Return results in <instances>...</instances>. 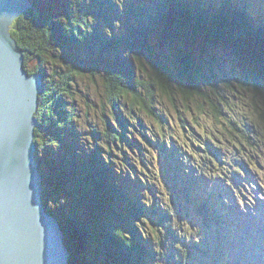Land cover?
I'll return each instance as SVG.
<instances>
[{"label": "trees", "instance_id": "16d2710c", "mask_svg": "<svg viewBox=\"0 0 264 264\" xmlns=\"http://www.w3.org/2000/svg\"><path fill=\"white\" fill-rule=\"evenodd\" d=\"M35 1L40 3L41 0H39V2L37 0ZM93 1L94 3L92 4L90 2L91 5L94 4L92 8L93 11L95 7L105 9L102 7L104 6L103 0ZM138 1L140 2L141 0ZM180 1H182V3H180ZM129 2V5H131L128 10H120V14L128 13L126 11H129L130 13L129 17H131V22L128 19L126 22L127 32L125 34L122 32L123 38H119L117 42L115 39L111 40V42L115 41V44L119 43L121 47L123 46L122 48L127 51L129 56H124V63L123 61L112 63L107 60L109 63L104 64L102 63L103 61H96L93 59L92 62L95 63L94 66L96 65V69H93L92 72H96L97 70L102 71L108 79V81H104L107 86L109 98L115 109L120 110L121 108H129L131 112L137 116V112H140V115H144L145 117L153 120V126L147 130L149 132V136H145V141L146 143H150L153 147H160L159 153L157 154L158 156L156 157L153 155L155 153H152L151 156L148 157V150L141 148V157H139L136 164L138 166V163L141 164L142 162V164L147 166L151 164V161L156 163L157 160V163L161 168L162 177L167 180L165 183L177 196L176 199L179 202L183 201L182 207L180 205L177 206V211L182 214L183 218L179 221L174 220L172 213L175 216L176 213L171 209L172 204L170 202L169 204L163 203V207L160 206V204L155 205V208H152L151 205H148L147 203L139 204V206L128 205L135 202V187L137 185L141 186V182H146V171H139L136 164L131 165L129 163L126 165L125 167L128 168V170L132 169L133 172L131 173L129 171L127 174L124 171L122 172L123 178H125L124 174L127 175L123 181L127 190L124 191L125 194L122 192L123 188L117 185L120 178L118 180L115 179V175L118 172L117 170L120 171L121 168L116 167L113 164L115 163L114 159L117 156L114 153L113 148L116 147L118 143L121 146L122 144H127L130 148V136H126L124 134L122 135V131L119 130L120 127L118 125L114 126V124L109 123L108 120L105 121V125H107V127L109 126L108 130L106 129V145L103 144L99 146L98 144L100 142H96L97 146L92 149L90 148L93 155H88L89 157H86L85 159L81 158L83 159V165L87 168L86 174L92 176L89 178L95 184V186L90 189H88L86 184H82V182H79L78 186L76 183L74 184V181H76L75 179L78 178V176L75 178L67 177L68 175L66 174V176L60 175L58 179L50 177L49 173H47L43 169V166H41V164H43V160L37 152L38 162H40V171L44 180V190L48 189V187L46 188L45 186L48 183L54 186L55 189L49 195L46 193L43 201L48 207L53 206L51 204L56 206L54 211H56L59 218L61 217L60 223L62 222L61 224L63 226L66 225V234H68V230L71 234V236L69 235L66 239L68 241L67 243H71V245L67 244L68 249L71 252L70 260H72L75 256L74 258H77L78 260H85L84 264H97L100 262L104 264V257L110 254L111 257H114V259L111 260L112 264H116L114 260L117 258L119 259L118 262L121 264H156L154 256L159 252L162 256L160 262L163 264H165L164 257L166 256L170 261H173L176 264H181L184 257V264H190L191 260L187 258L190 254H193V256L196 255L192 258L194 259L196 257V264H246L242 262L243 260L237 259L236 257L234 259H230V248L234 249V246L231 245L229 246L230 248H228V246L223 242L227 240L231 241L232 238H236L231 237V235L226 237L220 230V227L224 228L225 223L227 224L226 217L229 214V209H226L223 193L216 192L211 187L213 184H210L213 174L217 172L218 166L214 168V166H207V164H209L210 160L214 161L215 157L210 158L209 160H205L204 158L201 159L202 172H200V170L192 171L186 161L184 160V163H180L179 158L171 162L168 161L170 155H176L175 153H177V156L179 157V152L176 148H171L168 141L163 140L161 142L163 137L159 133V130H161L160 127H163V124L168 123L167 118L172 116L171 112H159V108H157V104H159V102H156V93L159 92V94L165 97L169 102L168 109L173 108L172 110L177 114H180V111H182L180 107L183 105L187 106L188 109L191 110L192 107H190L189 104L193 99L197 98L195 96H198L203 100H201V104L212 101L210 103L211 110L213 111L212 113L217 116L219 121H221L220 127L217 129L219 131L217 133L219 134H239L241 127H244L245 124V127L248 128L249 126L248 129H251V133L253 134H250L253 136L251 139L256 141L258 140V137H256L258 131L253 124L258 125L259 122H261V125L258 126L263 132L260 150L262 152H264V98H261L262 102H259V100L256 99L245 101L249 110L245 111L249 113L244 117L245 123L242 125L236 121L237 119L234 116H225L223 118V108L219 102H222V99L225 98H223V96L216 95V90L212 88V86H214V78L213 81H211L210 77L202 71V62L204 59L200 58L197 53V48H201V46H199L200 43L197 41L199 40V36L197 35L198 31L188 29V25L186 26L187 22L183 19L184 17L187 18V16H189L185 13L186 7L184 5H186L190 9V12H192L193 9L191 6H188L187 3L183 4L186 0H146L147 3L138 8L135 5L132 6V4H134L132 3V0H129ZM64 3L65 0H62L63 7L65 6ZM90 4L84 0L83 6L90 9ZM71 8L72 5L69 9ZM106 10L111 11L110 9ZM43 11L44 10H42L41 13L39 12L43 25L40 23L41 20H36L35 17L29 14L24 20H20L19 25L16 23L11 29L13 36L17 39L18 44L24 50V66L26 70L30 73L36 72V68H34L36 58L31 56L32 52L35 51L38 58L40 56H47L46 59L50 61L48 59L49 57L53 60L57 57V53H55L56 50L54 51V48L58 47L60 49L61 57L66 58L64 60L72 62V67L78 72H84L83 69H87L88 66H85L83 63L79 64V67L77 66V59L80 57L79 54L76 53L75 57L78 58L75 59H73V56L71 55L76 49L75 45L77 44V41H85V33L79 32V28L84 25V22L78 20V23L74 25L72 21L67 24L69 21L66 20V23L63 22L62 24H59V21L52 19V17L48 18L49 12ZM96 11L100 10L98 9ZM205 12H209L207 7ZM118 13L119 11L114 15L119 16L120 14ZM221 14L222 11L217 13L216 19L211 22L213 26L212 28H215V25L220 22L217 18H221L222 16L224 17L225 13ZM91 19H93V17ZM100 24L98 23V25ZM131 26L133 29H131ZM100 27L97 29L95 28L96 31L93 28H89L91 34L93 32H97V34H94L93 38H98V33L103 32V29H101L102 27ZM195 27H197V25ZM212 28H210V31L213 33V30H211ZM224 29L226 28L224 27ZM228 30L231 34L234 31L233 29ZM188 31H192L191 34L188 35ZM103 34L105 33L103 32ZM113 45L114 44H112V46ZM105 46L103 50L105 49ZM59 49H57V52H59ZM114 49L116 52L118 51V48ZM108 55L113 56L108 52V54L105 55L106 57H103L110 58ZM249 58L251 59V56H249ZM261 59V57L256 58V60L254 59L255 63H257L256 66H252L250 63L252 66L250 75H247L244 70H241L243 72V74L240 75L241 79L242 77L247 78V76H251L250 79L252 81H250V79L248 82L243 80L246 84L241 82L242 80H238L239 82H236L238 88L250 87L253 92L251 90L247 91L251 92L255 98L258 97L260 93L264 95V60ZM206 63H209L212 70L214 69V62ZM260 66H262L261 69L259 68ZM66 67H70L69 71L72 72L70 63H67ZM107 75H109V78ZM249 84H251V86H249ZM45 85H47V81L44 80V86ZM228 86L230 87L231 85ZM208 87H210V89ZM213 99H217V101H213ZM202 106L205 107L203 104ZM37 111L36 115L40 116V111ZM124 112L125 110L123 113ZM72 113L73 111L68 112V115ZM250 114L256 116L254 117L256 121L246 123ZM79 116L81 117L82 114ZM123 116H128V114L126 113ZM60 119L64 120L70 128L71 126L75 127V125H78L80 122L78 118H75L74 120L71 118L72 120H69L67 115L66 117H62ZM122 120L125 121V118ZM115 122L118 124V120H115ZM125 124L127 123L125 122ZM140 124H142V122ZM229 125L232 127L231 131H229ZM124 126L125 125H123V128H125ZM136 126L137 125H135V127ZM53 131L56 135L62 134V131H55L54 129ZM67 133L70 132L68 131ZM79 133L80 132H78V136ZM130 135H133V133L130 132ZM42 137L44 136L41 133L40 128L36 129L35 139L36 141L38 140V144L40 143L39 138L42 139ZM97 137L100 136L97 135ZM74 138L75 137L73 136V139ZM219 141L220 139L218 142ZM52 142L54 141L52 140ZM218 149H221L222 154L220 155V152H217L218 158H216L215 161L220 163L221 166L227 165L228 167H232V170L235 171L236 167L232 160L230 161L225 158V149L220 147H218ZM96 150H100L101 154L102 152L107 154V161L109 160L110 166L107 165L108 163L104 161L101 154L97 153ZM235 150L237 153H231L234 156L237 154L240 155L239 152L246 155L244 152L246 151L245 146H242V148L235 147ZM125 151L126 150L121 153L124 156ZM260 151L255 150L252 152V155L259 157L261 154ZM187 158H189L190 161L193 160V156H191V154H189ZM65 161L67 163L68 160L65 158ZM257 161L255 163L259 166ZM162 162H165L164 166ZM179 163L182 164L180 165L182 167L180 172L177 175L172 176V173L176 171ZM113 167L116 168V170H113ZM64 168L65 166H59L58 174L65 173L66 170ZM188 171L193 172V176H196L195 180L191 178ZM195 172L197 174H195ZM229 172L231 173V171ZM220 173L226 176L225 171L222 170ZM256 173L258 172L256 171ZM131 174L137 176L138 179L136 181L131 179ZM252 174L254 176L251 177V179H255L257 182L258 178L256 174ZM199 177H204V179H206L204 183L205 187L201 186L203 188L202 192L196 191L195 189L198 185L197 179ZM110 180L112 181L109 184H111L113 191H115V197L112 198L107 196L100 189L104 183ZM130 180L132 183L137 184H131V189L128 184ZM228 181L230 182V180ZM143 187H145L144 183ZM199 193L202 195H199ZM246 194L247 190L246 193H241L240 199L246 198ZM216 195H218L219 199H217ZM248 195L249 197L246 198L247 200L251 197L250 192ZM139 197L142 196L139 195ZM66 198L72 201L69 208H66L65 206L67 203H70ZM86 198H90L93 203L94 201H97L98 207L103 206L102 210L97 211L96 208L87 202ZM192 198L198 199L199 202L195 200L196 203H194ZM137 201H139L138 198ZM140 205H143L144 209ZM215 207H218L219 209L216 210ZM65 209L67 211H65ZM51 211H53V209ZM92 212L94 213V216ZM150 214L153 215L151 218ZM69 216L71 217L72 222L70 221ZM232 216L233 215H229L228 217L231 218L230 221L232 224H235V220H233ZM155 218H159L160 223L158 222V229H155V225L153 224ZM199 219L202 222H200ZM90 220H94L92 224L88 222ZM162 220L164 224H161ZM194 221H197V223L194 224ZM186 223H191L192 227L186 228ZM233 226L229 225L228 229ZM205 228L210 229L207 235H203L207 233L204 231ZM83 229L87 230V233H80L79 230ZM217 229L219 230L217 231ZM153 231L157 233V237H154V235L151 236ZM76 233L84 234L83 236L86 238V242L81 240L82 242L80 243V240L76 237ZM177 237L182 238L180 241V248L174 246V243H168V245L166 244V238ZM101 242L105 244V251L101 249ZM117 246L123 247V252L125 254H118L116 250ZM238 249V247L237 250L234 249L235 252H238ZM148 256H150V260ZM121 257H124V260L121 259ZM158 257H160V255H158ZM95 260L98 262L96 263Z\"/></svg>", "mask_w": 264, "mask_h": 264}, {"label": "rangeland", "instance_id": "374dc122", "mask_svg": "<svg viewBox=\"0 0 264 264\" xmlns=\"http://www.w3.org/2000/svg\"><path fill=\"white\" fill-rule=\"evenodd\" d=\"M30 1L32 3L29 2V4H31L32 6H29L25 11L20 13L19 14L20 16L19 15L16 16L12 20V22L8 25V27H10L8 31L10 32L14 40H16V46L19 47V49L23 50L21 46L18 44L17 39L13 36L11 32V29L13 28L12 26L13 25L15 26L16 23L17 25H19L20 20L21 19L24 20L29 14L35 17L36 20H41L40 23H42L41 25H43L42 18H40L39 15L40 10L38 9L41 6L40 9L44 10L43 12L45 11L49 12L48 18L52 17V19L59 21L58 22L59 24H62L63 22L66 23L65 22L66 20L69 21L67 24H69L70 21H72L74 25L78 23V20L84 22V25L81 26V28H79V32L85 33L86 35L85 41L84 40L77 41L75 47L79 52L75 49L74 53L71 55L73 56V59H75L78 58L75 57L76 53L79 54L80 57L77 59L78 67L80 66L79 64L82 63L85 66H88L87 69L85 68L83 69L84 72L82 73L78 72L72 67L71 65L72 62H68L69 60L68 61L64 60L66 59L65 57H61L60 49L58 47L54 48V51L56 50L55 53H57L56 54L57 57H55L54 60L51 57H49L48 59L50 61L46 59L47 56L46 57L40 56L38 58L35 54V51L32 52L31 56L36 58L34 62L35 64L34 68H36V72L34 73L28 72V73L40 74L43 78V88H42V92L39 93V98H38L40 105L38 106V110L40 111V116H37L35 113L38 119V125L35 127L34 140L36 143V148L34 154L37 157V152H38V155L43 160V164H41V166H43V169L47 173H49V176L52 177L53 179L56 178L58 179L60 175L66 176V174L68 175L67 177L75 178L78 176V178L75 179L76 181H74V184L76 183V185L78 186L79 182H82V184H86L88 189H90L91 187L95 186V184L89 178L92 176L86 174L87 168H85V166L83 165V159L93 155V152H91L92 150H90V148L92 149L95 146H97L96 142H100L98 144L99 146L103 144L106 145L105 143V139H107L106 129L108 130L109 126L107 127V125H105V121L108 120L109 123L114 124V126L118 125L120 127L119 130L122 131V135L124 134L126 136L127 135L130 136V142H129L131 144L130 148L127 144L124 145L122 143H121L122 146L118 143L117 146L113 148L114 153L117 155L116 158L114 159L115 163L113 164L116 167L121 168L120 171L119 170H117L118 172L116 171L117 174L115 175V179L118 180L120 178L119 182H117V185L119 187H122L123 188L122 192H124L127 190V188L125 187L123 181L125 180L127 175L124 174L125 178H123L122 172L124 171L126 174L129 173V171L131 173L133 172L132 169L128 170V168H126L125 166L128 165L129 163L131 165L136 164V162L139 160V157H141L140 156L141 148L148 150L147 152L148 157H150L152 153H155L153 155L157 157L160 147L158 146L153 147L150 143H146L145 141L146 140L145 136H149V132L147 130L153 126L152 119L145 117L144 115H140L141 114L140 112H137L138 114L137 116L136 114L132 113L131 110L127 107H126L127 109L121 108L120 110L114 108V105L109 98L108 95L109 93L105 83V81H108V79L105 77L102 71L97 70L96 72H92L93 69H96L95 67L96 65L94 66L95 63H93L92 60L94 59L96 61L97 60L103 61L102 63L104 64L109 62L116 63L123 61L125 57L129 56L127 51H125L122 48L123 46L121 47L119 43L115 44L114 42L115 41L117 42L119 38H123L122 32L124 34L127 32L126 22L127 19L131 22L130 20L131 17H129L130 13L129 11H126L128 13L120 14V10L121 9L128 10L131 4L129 5L130 3L129 0H118V1L103 0L104 6L102 7H104L105 9H100L98 7H95L93 11L92 8L94 4L91 5L92 3H94L93 0H86L89 4L91 2L90 4L91 7H89L90 9L83 6L84 0H65L64 7L62 5V0H53V1L45 0L46 4L44 6L42 2L36 3L38 5L35 6L33 2L34 0H30ZM37 1L39 2V0ZM255 1L260 4L263 0H255ZM243 2H245V0H243ZM132 3H134L132 4V6L135 5L138 8L141 7L142 5H145L147 2L146 0H141L140 2L138 0H132ZM180 3H182V1H180ZM184 3H187L188 6H191V8L193 9V11L190 12V9L186 5H184L186 7L185 13H187V15L189 16H187V18L184 17L183 19L187 22L186 26L188 25V29H191L192 31L195 30L198 31L197 35L199 36L198 37L199 40L197 41L200 43L199 46H201V48L200 47L197 48L198 49L197 53L200 58L204 59V61L202 62L203 63L202 71L205 74H207V76L210 77L211 81H213L214 78V86H212V88L216 90L215 92L216 95L223 96V98H225L222 99V102H219V104L222 105L223 108V113H224L223 118L225 116H234L237 119L235 120L238 121V123H241L242 125L243 123H245L244 117L246 116V114L249 113L245 111L248 110L245 101L256 99L259 100V102L260 101L262 102L261 98H264V95L262 93H260L258 97L255 98V96L251 92L247 91V90H251L250 87L238 88L236 84V82H239L238 80H242L241 82L245 83L244 81L248 82L249 79L251 78V76H247V78L242 77L241 79L240 75L243 74L241 70H244L247 75H250L251 74L250 71H252L251 67L257 65V63H255L256 58L261 57L262 58L261 60H264V11L261 8L257 7L258 6L256 5L257 3H251L248 1V4L251 5V7L247 3H243L240 9H235L237 7L236 6L237 4L240 5L241 0L239 3L237 4L234 3L233 5H229L227 4V2H224V0H222L221 3L223 4H220L219 6L218 3H216L215 6L217 10L218 7L222 8V14L225 13L224 17L222 16L221 18H217L220 20V22L217 23V25H215V28H212L213 26L211 22L217 17L216 12L206 14L205 4L201 5L196 0H186V2H183V4ZM71 5L72 8L69 9ZM34 8H35V14H34ZM98 9L100 11H96ZM106 9H110L111 11L109 10L107 11ZM118 11H119L118 14L120 15L119 16L114 15ZM251 11L253 12V14ZM92 17L93 19H91ZM98 23L101 24L98 25ZM196 25L197 27H195ZM98 27L103 29V32L105 34H103V32H100L98 33L99 34L98 38H93L94 34H97V32L96 33L93 32L91 34L89 28L91 29L93 28L96 31ZM224 27L226 29H224ZM210 28H212L211 30H213V33L210 31ZM131 29H133L132 26ZM228 29L234 30L232 34L229 32ZM191 32L188 31V35L191 34ZM113 39H115V41L111 42V40ZM111 43L114 45L112 46ZM104 46L105 49L103 50ZM114 48H118V51L116 52ZM57 49H59V52H57ZM108 52L113 56L108 55L110 56V58L108 57L104 58L103 56L108 54ZM23 54H24V64H25L24 51ZM249 56H251V59L249 58ZM206 62H214L215 63L213 67L214 69L212 70L210 68L209 63ZM67 63H70L72 72L69 71L70 67L69 68L66 67ZM250 63L252 64V66L250 65ZM261 67L262 66H260L259 68L261 69ZM107 76L109 78V75ZM44 80L47 81V85L45 86H44ZM250 81L252 80L250 79ZM228 85L231 86L229 87ZM249 86H251V84H249ZM210 87L208 88L210 89ZM156 97H157L156 102H159V104H157V108H159V112L160 111L171 112V116H172V117L169 116L167 118L168 123L163 124V127H160L161 130H159V133L163 137L161 139V142L163 140L168 141L170 147L176 148L179 152V157L177 156V153H175L176 155H170L171 159L168 158V161L171 162L179 158V162L184 163L185 160L188 166H190L189 168L192 171L200 170V172H202L203 170L201 166V159L204 158L205 160H209L210 158L215 157L214 161L210 160L209 164H207V166L211 165L214 166V168L218 166L217 172H215V174H213L212 172L213 177L210 181V184H213V186L211 187L216 192L223 193L224 196L223 198L225 200H229V203L235 202L234 204H237V206L239 207L238 209H240L238 211L240 212L241 211L244 212L249 208L258 209L257 204H253L251 207L247 208L246 203L242 199L239 200L240 192H238L237 189L239 187V190H241L242 193L247 190V194H246L247 197H249L248 194L250 191H252V189L259 191L260 193L258 192L257 199L258 200L263 199L262 201H264V182L260 181L259 182L260 186L259 187L255 186L254 184L256 180L251 179V174L249 173L250 168H252V173L256 174L257 171L259 174H264V152L260 151L263 132L261 128L258 126L261 125V122H259L258 125L253 124V126H255L258 131L256 135V137H258V140L256 141L250 138L251 129L250 130L248 129L249 126L248 128L245 127V124L244 127H241L239 134H233V133L219 134L217 133L219 132L217 129L220 127L221 121H219L217 119V116L213 115L212 113L213 111L211 110V106H210V103L212 101L211 102L208 101V103H202L203 105H205V107H203L201 104L202 99L198 96H195L197 98L193 99L192 102L189 104L190 107H192L191 109L192 111L189 110L187 106L183 105L180 107L182 111H180V114H177L172 110L173 108L168 109V104H169L168 100L165 97H163L161 94H159V92L156 93ZM213 101H217V99H213ZM124 110L125 112L127 111L126 113L128 114L129 117L123 116L124 114H126L125 112L123 113ZM71 111H73V113L68 115V112ZM80 114H82L81 117L79 116ZM66 115L68 116L69 120L72 119L74 120L75 118H78L80 122L78 123V125H75V127L71 126L70 128V126L64 120L60 119L62 117H66ZM254 117L256 116L250 114L246 123L256 121ZM123 118H125V121L122 120ZM115 120H118V124H116ZM125 122L127 124H125ZM141 122L142 124H140ZM123 125H125L124 126L125 128H123ZM135 125L137 126L135 127ZM229 127H230L229 131H231L232 127L230 125ZM38 128H40L41 133L44 136L42 137V139L39 138L40 139L39 144H38V140L36 141L35 139L36 129ZM53 129L55 131L56 130L62 131V134L56 135ZM68 131L71 134L67 133ZM78 132H80L79 136H78ZM130 132L133 133V135H130ZM97 135L100 137H97ZM73 136L75 137L74 139ZM219 139L220 141L218 142ZM52 140L54 142H52ZM208 144H212V145H208ZM242 146L246 147V151H247L246 156L242 152H239L240 155L237 154L236 156L231 154V153H237L235 147L242 148ZM218 147L224 148L225 158L230 161L232 160L233 164L235 163V167H236L235 173L232 170L233 169L232 167H228L227 165L221 166L220 163L215 161L216 158H218L217 152H220V155L222 154L221 149H218ZM124 150H126L125 156L121 154ZM255 150L260 151L261 154L259 155V157L252 155V152H254ZM96 151L97 153L101 154L100 150H96ZM189 154L193 156V160L191 161L189 160V158H187ZM101 156L104 159V161L108 163L107 165L110 166L109 160L107 161V154L102 152ZM65 158L68 160L67 163L65 161ZM256 161L259 163V166L256 165L255 163ZM253 162L255 163V165ZM164 163L162 162L163 166ZM180 163L176 171L172 173V176L177 175L180 172L182 168L180 166L182 164ZM59 166L60 167L65 166L64 169L66 170V172L63 174H58ZM137 168L139 169V171L142 172L146 171L145 174L147 178H146V182H141L142 183L141 186L132 183L131 180L128 182L129 187L131 186V184L137 185L135 187L136 193L132 192L134 193L135 196V202H132L131 204L128 205L139 206V204L147 203L148 205H151L152 208L153 207L155 208V205L160 204V206L163 207L164 205L163 203L169 204L170 202L172 204L171 209L174 210V212L176 213V216L172 213V215L174 216V220L176 221L181 220L183 216L180 212L177 211V206L180 205L182 207L183 201L179 202L176 199L177 196L169 189V187L165 183L167 180L164 177H162L161 168L160 165L157 163V160L156 163L151 161V164L147 166L142 164V162L141 164L138 163ZM113 170H116V168L113 167ZM222 170L225 171L226 176L220 173ZM229 171H231V173ZM188 173L190 174L191 178L195 180L196 176H193V172L189 171ZM195 174L197 173L195 172ZM130 176H132L131 179H134V181L138 179L137 176L133 174H131ZM231 178L233 180H236L235 182L236 184L233 183L235 187H233L232 192H230L232 195L227 193V188L228 187L231 188L232 185V183L227 180ZM224 179L227 180L223 181ZM111 181L112 180L107 181L106 183H104L102 187H100L101 191H103L110 198L115 197V191H113L111 184H109ZM205 181L206 179H204V177H199L197 179L198 185L196 184L197 185V187H195L196 191L199 192L203 191V188L201 186H204ZM143 183L145 187H143ZM45 186L46 188L48 187V189H45L44 191L42 190L43 198L46 193H48L49 195L51 192L55 190L54 186L50 185L49 183ZM126 186L128 187L127 184ZM138 193L142 197H139ZM199 195L202 194L199 193ZM216 196L217 199H219L218 195ZM137 198L139 201H137ZM67 200L70 203L69 204L67 203V205L65 206L66 208H69L72 201L70 199ZM86 200L91 206L96 208L97 211L102 210L103 206L98 207L97 201H94L93 203L90 198H86ZM195 200L199 202L198 199L192 198V201L194 203H196ZM44 205L50 211L52 209L54 210L56 207L54 204H51L53 205L51 207H48L45 203ZM140 206L144 209L143 205ZM215 209L218 210L219 208L215 207ZM65 211L67 210L65 209ZM152 216L153 215L150 214V218ZM249 216L252 219L256 218L255 215L254 216L249 215ZM247 217L248 216H245L243 218L244 221L245 219H247ZM239 218L242 217L239 216L238 219ZM69 219L72 222L71 217ZM233 220H235L234 217ZM93 221L94 220H90L88 222L92 224ZM158 222H159V218H155L153 221V224L155 225V229L156 228L158 229ZM200 222L202 221L200 220ZM227 222L228 224L231 223V221H227ZM195 223H197V221L196 222L194 221V224ZM161 224H164L163 220L161 221ZM241 224H243V222ZM191 227H192L191 223H186V228H191ZM232 229L236 231V227ZM79 231L80 233L83 232L87 233L86 232L87 230L84 229ZM204 231H206L207 233L203 235H207L210 229L205 228ZM77 233H76V237L80 240V243L82 241L86 242V238L83 236L84 234H77ZM156 234L157 233L153 231L151 233V236L154 235V237H157ZM69 235L71 236L68 230V234L65 233V237L67 236L68 238ZM65 237H64V242L66 243V246L68 248V245H71V243H67L68 241L66 240L67 238ZM256 237L254 236V238ZM246 239L253 240V237L252 236L246 237ZM181 240L182 238H178V237L165 239L167 245L168 243H174V246H177L178 248H180ZM223 242L228 246V248H230L229 240ZM232 243H235L238 248L241 247L239 246L240 244L239 241L234 240V242ZM101 249L105 251V244H103L102 242H101ZM116 250L118 254L121 253L125 254L123 252V247L121 246H117ZM244 254L246 258H249L251 261L253 259L254 263L259 264L258 261L253 256L254 254H252V250H245ZM158 255H160V257H158ZM155 256L154 258L156 260V264H163L160 262L162 257L161 254L158 252ZM194 256L193 254H190L187 257L189 260H191L190 264L197 263L196 257L192 259ZM74 257L72 258V260H70L71 258L68 259L69 264L85 263V260L82 259L78 260L77 258ZM104 258H105L104 264H112L111 260L114 259V257H111L110 254L106 255V257ZM121 258L124 260V257ZM148 258L150 260V256H148ZM164 260H165V264H176L173 261H170L167 256L164 257ZM118 261H119L118 258L114 260L116 264H121ZM95 262L97 263L98 261L95 260ZM247 263L248 262L246 261V264ZM97 264H102V263L100 262ZM181 264H184V257L182 259Z\"/></svg>", "mask_w": 264, "mask_h": 264}, {"label": "water", "instance_id": "95a60500", "mask_svg": "<svg viewBox=\"0 0 264 264\" xmlns=\"http://www.w3.org/2000/svg\"><path fill=\"white\" fill-rule=\"evenodd\" d=\"M29 2L0 0V264H69L70 250L42 203L33 154L43 78L28 73L8 31Z\"/></svg>", "mask_w": 264, "mask_h": 264}, {"label": "bare ground", "instance_id": "6f19581e", "mask_svg": "<svg viewBox=\"0 0 264 264\" xmlns=\"http://www.w3.org/2000/svg\"><path fill=\"white\" fill-rule=\"evenodd\" d=\"M248 1L251 2V3H257L255 0H248ZM33 2L35 4V6L38 5V4H36L37 2L35 0ZM40 2L43 3V6L46 4L45 3L46 2L45 0H41ZM263 2H264V0L260 4L257 3L256 5H258L257 6L258 8H263V10H264V7H263L264 3ZM236 6L237 7L235 9H240V7L238 6V4ZM40 8H41V6H40ZM40 8H38V9L40 10V12H42V10ZM250 134L253 135L251 132H250ZM251 135H250V138H253V136H251ZM36 161H37V163L39 165V162H38L37 157H36ZM251 169L252 168H250V174H251V177H253L254 175L252 174V170ZM37 170L39 171V173L43 177V175H42V173L40 171V166H37ZM256 176H257L258 179H257L256 184H254V185L257 186V187H259L260 186L259 182L260 181L264 182V174L259 175L258 173H256ZM42 190L44 191V182L42 184ZM258 192L259 191H256V190H253L252 189V191H250L251 197L249 198V200L246 199V198H248L247 195H245L246 198H244L242 200L245 201V203L247 205L246 206L247 208L251 207L253 204H257L258 205V209H256V208L250 209L249 208V209H247V210H245L243 212V215H248V214L251 215V216H254L255 215L256 218H254V219L258 222V228H260L263 231V232H261L260 238H257V237L254 238L256 242L251 243L249 240L244 239L245 237H250V234L251 233L245 231V233H244V236L245 237H243V235H240L241 233H239V235H236L232 231H230V233L232 235L231 237H235L236 240L239 241V243H240L239 246H241V247L238 249L239 250L238 252H235L233 249H231L233 251L230 252L229 257H236L237 259L243 260L242 262H244V263H246V261H247L248 262L247 264H257V263H254L253 259L251 261L249 258H246L245 254H244L245 250H252V254H254L253 256L258 261V263L259 264H264V224H263L264 223V201H262L263 199L262 200L261 199L260 200L257 199ZM239 197H241V195ZM42 199H43V196H42ZM239 200H240V198H239ZM42 203H43V200H42ZM225 204H226V208L227 209H229L231 207V202L229 203V200H225ZM224 210H225V208H224ZM46 211L57 222V224H58V226L60 228L59 230L61 231L63 237H65V233H66V227L65 226L66 225L63 226L61 224L62 222L60 223V218L61 217L59 218L58 215L56 214V211H54V210L50 212L48 210V208H46ZM249 215H248V217H249ZM233 216H232V218H233ZM229 225L230 226H233L235 224L234 223L232 224V222L230 224H228V222H227V224L225 223L224 229L225 230H232V228H234V226H233L231 228L229 227V229H228L227 227ZM242 229H244V228H242ZM65 238H67V236ZM65 245H66V243H65ZM235 250H237V248ZM227 252H228V250H227ZM253 256H252V258H253ZM70 257H71V252H70ZM240 263H241V261H240Z\"/></svg>", "mask_w": 264, "mask_h": 264}]
</instances>
